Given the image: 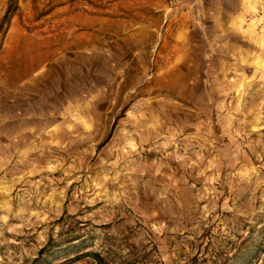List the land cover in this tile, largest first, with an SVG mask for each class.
<instances>
[{
	"label": "rangeland",
	"instance_id": "1",
	"mask_svg": "<svg viewBox=\"0 0 264 264\" xmlns=\"http://www.w3.org/2000/svg\"><path fill=\"white\" fill-rule=\"evenodd\" d=\"M0 264H264V0H0Z\"/></svg>",
	"mask_w": 264,
	"mask_h": 264
}]
</instances>
